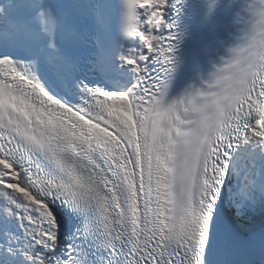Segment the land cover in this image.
Returning <instances> with one entry per match:
<instances>
[{
  "label": "snow or ice",
  "instance_id": "1",
  "mask_svg": "<svg viewBox=\"0 0 264 264\" xmlns=\"http://www.w3.org/2000/svg\"><path fill=\"white\" fill-rule=\"evenodd\" d=\"M0 264H264V0H0Z\"/></svg>",
  "mask_w": 264,
  "mask_h": 264
}]
</instances>
